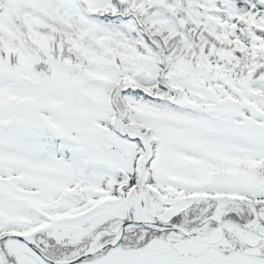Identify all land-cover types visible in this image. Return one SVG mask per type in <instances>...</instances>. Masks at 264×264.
<instances>
[{"label": "snow or ice", "instance_id": "snow-or-ice-1", "mask_svg": "<svg viewBox=\"0 0 264 264\" xmlns=\"http://www.w3.org/2000/svg\"><path fill=\"white\" fill-rule=\"evenodd\" d=\"M0 264H264V0H0Z\"/></svg>", "mask_w": 264, "mask_h": 264}]
</instances>
